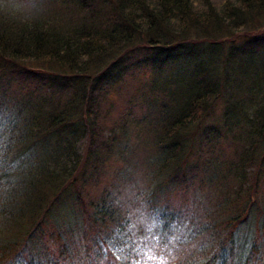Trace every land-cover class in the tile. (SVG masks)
Here are the masks:
<instances>
[{"label":"trees","instance_id":"obj_1","mask_svg":"<svg viewBox=\"0 0 264 264\" xmlns=\"http://www.w3.org/2000/svg\"><path fill=\"white\" fill-rule=\"evenodd\" d=\"M26 1L0 3V264H264V0Z\"/></svg>","mask_w":264,"mask_h":264},{"label":"rangeland","instance_id":"obj_2","mask_svg":"<svg viewBox=\"0 0 264 264\" xmlns=\"http://www.w3.org/2000/svg\"><path fill=\"white\" fill-rule=\"evenodd\" d=\"M23 2V9L18 10H13L11 11L13 14L18 15V18H21L22 16L28 17L31 15V12H29L30 10V5L29 2L26 0H0V3L3 5H7L9 3L13 4V5H17L18 3L21 4ZM33 64H29V66H31ZM32 68H26L27 71H30ZM16 71L18 72L17 75H19L22 78L25 79H29V76L25 73V69L24 68H18L16 67ZM35 72V71H33ZM30 76H31V72H30ZM5 83V80L3 79V84ZM21 85V81L18 83V87ZM21 88L25 87L26 90L27 89H34V90H40V91H47V84L45 83H39L35 80H29V81H24L23 80V84L20 86ZM121 95L118 97V99L116 98L114 103L116 104V107H114L111 111V115H110V121L112 123H114L116 121V119L118 120L119 118L123 119L124 121H119V124H126V126H124L127 130L128 133L131 134V141L130 143L127 142L128 146L133 148L135 150V148L139 151L137 153V159H141L143 158V155L146 153L145 148H147L149 146V144L147 143L146 146L144 148H141L140 144H139V138H140V132H138V129L140 128L139 126H141V121L140 119L142 117L145 116V114L147 113V111H140V108L138 107L137 110H135L132 107H129V105L125 103L124 99H121ZM130 131V132H129ZM128 135V134H127ZM127 141V139H126ZM225 148H227V146H225ZM140 165H137L135 167L134 170H136L137 167H139ZM115 168V167H114ZM114 168H112V170L110 171V173L114 170ZM139 169V168H138ZM224 177H222V179H220L219 181H223ZM132 183V180L130 181ZM218 182V181H217ZM136 185V184H134ZM248 183L245 185V188H247ZM262 192H264V183L262 186ZM247 190V189H246ZM211 192H214V189H210L209 195L211 194ZM181 193L182 196L179 195V202L183 201L186 198H191L193 199L194 197H198L199 201H200V205H207L208 203V199L211 198V196H208V193L205 190H201L198 189L196 191H189V197L187 195V193H183V189H181ZM158 195H161V197L163 199H173L172 197V192L169 191H164L163 193H159ZM177 195V193H176ZM244 195V193H243ZM206 204H203V202H206ZM141 206H143L142 202H138ZM148 225V224H147ZM188 229V228H185ZM185 229H181V235H183V232L185 231ZM180 240V237H178V241ZM191 247L190 243L184 244V245H180V246H175L174 248L176 250L179 251V254H182L183 251L187 250L188 248Z\"/></svg>","mask_w":264,"mask_h":264}]
</instances>
